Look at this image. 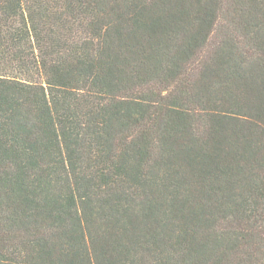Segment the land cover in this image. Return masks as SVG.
<instances>
[{"label":"trees","instance_id":"obj_1","mask_svg":"<svg viewBox=\"0 0 264 264\" xmlns=\"http://www.w3.org/2000/svg\"><path fill=\"white\" fill-rule=\"evenodd\" d=\"M0 264H264V0H0Z\"/></svg>","mask_w":264,"mask_h":264}]
</instances>
